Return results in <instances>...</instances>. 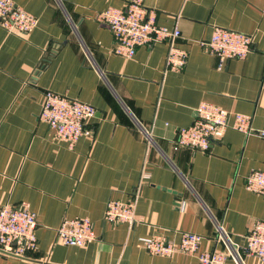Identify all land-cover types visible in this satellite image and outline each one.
<instances>
[{
  "label": "crops",
  "instance_id": "obj_1",
  "mask_svg": "<svg viewBox=\"0 0 264 264\" xmlns=\"http://www.w3.org/2000/svg\"><path fill=\"white\" fill-rule=\"evenodd\" d=\"M14 2L38 22L22 36L0 26V206L36 213L38 247L30 258L0 253V264H201L196 254H152L138 238L162 232L178 241L190 231L203 236L200 251L223 250L221 228L242 264H264L243 250L254 222L264 221V196L245 187L252 170H264V137L228 127L208 150L172 146L203 101L264 126V0H143L159 25L179 28L176 45L188 58L178 70L165 69L166 41L132 57L114 51L96 13L126 0ZM214 26L251 34L252 50L219 68L198 43ZM46 90L95 106L86 122L94 135L73 148L58 138L38 117ZM131 198L133 223L104 220L108 200ZM64 217H88L96 238L58 242Z\"/></svg>",
  "mask_w": 264,
  "mask_h": 264
},
{
  "label": "built area",
  "instance_id": "obj_2",
  "mask_svg": "<svg viewBox=\"0 0 264 264\" xmlns=\"http://www.w3.org/2000/svg\"><path fill=\"white\" fill-rule=\"evenodd\" d=\"M99 22L107 25L113 35L114 51L132 57L136 48L153 44L157 41L168 43L165 57L166 70H178L187 62L188 52L176 45L181 35L177 26L168 27L156 22V11L147 8L143 0H126L122 8L109 6L96 13ZM36 16L14 2L0 0V26L9 33L24 35L36 25ZM218 59L222 68L229 59L245 57L253 48V36L221 26H214L208 40H199ZM96 113L92 104L70 97L66 94L46 90L39 112V120L54 129L58 138L73 148L82 135L93 136L92 128L86 122ZM228 127L245 135L264 137V126L255 128L250 115L230 113L209 102H201L194 111V118L187 126L176 130L172 141L174 150L189 147L196 150H208L213 143L220 140ZM150 140L151 133L146 131ZM245 187L264 196V170H252L245 177ZM136 208L135 199H110L106 202L103 218L110 223H133ZM37 215L25 206H0V253L21 258H30L37 250L38 239L35 234ZM220 229V228H219ZM218 236L225 248L223 250L200 251L203 236L180 231L179 240L174 241L162 232L138 238L139 245L152 254L170 256L174 252L196 254L201 264H225L230 257L233 264H242L239 245L232 243L229 236L218 230ZM96 238L93 223L88 217L62 218L56 229V240L64 245L85 246ZM246 254L255 256L264 263V221H255L246 234L243 247Z\"/></svg>",
  "mask_w": 264,
  "mask_h": 264
}]
</instances>
